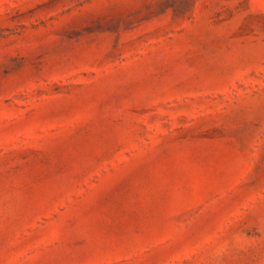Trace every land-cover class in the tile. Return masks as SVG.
<instances>
[{
    "label": "rangeland",
    "instance_id": "rangeland-1",
    "mask_svg": "<svg viewBox=\"0 0 264 264\" xmlns=\"http://www.w3.org/2000/svg\"><path fill=\"white\" fill-rule=\"evenodd\" d=\"M0 264H264V0H0Z\"/></svg>",
    "mask_w": 264,
    "mask_h": 264
}]
</instances>
